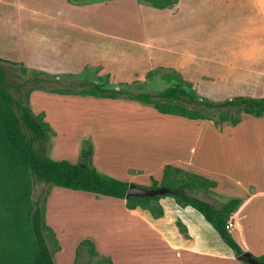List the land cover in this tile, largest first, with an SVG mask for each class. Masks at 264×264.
<instances>
[{"label": "crops", "instance_id": "0c3cea01", "mask_svg": "<svg viewBox=\"0 0 264 264\" xmlns=\"http://www.w3.org/2000/svg\"><path fill=\"white\" fill-rule=\"evenodd\" d=\"M41 4L34 0H0V5L15 14L2 16L0 21L7 23V30L25 32V16L36 15L38 7L39 16L54 15L51 9L48 15L46 3L41 10ZM95 11L90 18L104 24L136 23L138 30L145 24L150 36L166 35V44L140 40L138 45L146 51H137L134 66L127 68L130 74H145L162 66L179 72L202 92V97L264 98V0H178L165 8L140 0H116ZM56 15L65 20L59 11ZM8 55L0 52L2 57ZM90 63L121 72L106 62ZM157 113L158 125L167 126V130H149L158 140L151 144L156 148L153 152L165 154L162 165L170 163L205 176L216 181L215 190L225 197L240 198L231 215L235 224L230 233L243 251L255 256L264 254V114L242 113L235 125H216L209 119ZM166 135V139L162 138ZM111 210L114 215L106 218L102 217L104 209L98 210L96 218L101 220L91 216L87 219L93 232L97 231L88 239L97 253L110 257L104 264H243L199 216L192 219V210H184V215L176 209L170 216L164 210L156 218L143 216L134 208ZM178 214L183 216L184 231L174 220ZM65 223L49 221L47 217L61 248L67 242L60 229ZM74 261L65 260L66 264Z\"/></svg>", "mask_w": 264, "mask_h": 264}, {"label": "rangeland", "instance_id": "374dc122", "mask_svg": "<svg viewBox=\"0 0 264 264\" xmlns=\"http://www.w3.org/2000/svg\"><path fill=\"white\" fill-rule=\"evenodd\" d=\"M34 1H39L40 4L46 3L48 15L51 11L54 15L39 16L38 7L36 15L25 16L26 22L23 23L22 30L25 32L21 33L16 32L17 30H7V25H4L7 23L0 21V52L9 54L4 58L22 61L29 71L35 69L51 75L87 76L106 86H120V82H126L123 86L134 91H157L173 84V81L166 80V76H172V72L165 68H158L152 78H146L145 74L132 75L127 70L134 66L137 51H146L144 47L138 45L140 40L145 38L148 43L166 44V35L150 36V33L145 31V24H142L138 30L136 23L132 26H126L124 23L113 26L90 18L93 11L116 0ZM140 1L149 3L147 0ZM4 6L0 5V17H5L7 14L15 15L12 10ZM42 9L44 10L43 5ZM57 11L65 20L62 21L60 16L56 15ZM104 26L106 27L103 28ZM90 62H106L114 70L118 69L121 72L117 74L106 69L105 65ZM2 64L7 69L8 78L12 82L25 80L30 75L28 72L27 75L18 77V65L8 62H2ZM107 72L110 73L109 78H106ZM29 88V85H25L16 95L27 100L34 113L42 117L50 126V137L47 143L49 157L76 162L81 159L82 150L91 147L92 154L89 160L101 173L144 187H150L153 180L161 179L163 166L170 163L162 165L165 154L153 152L156 148L151 144L157 143L158 140H154L152 132L155 129L165 132L167 126L158 125L156 120L158 113L151 104L127 98L110 99ZM188 90L200 97L203 96L198 88L191 86ZM220 112L207 114L217 119ZM229 114L232 117H242V113L234 110H231ZM166 137L168 136L162 138L166 139ZM192 143L191 137V145ZM168 154H172L170 149ZM223 194L212 188L206 194L199 192L196 195L220 205L228 199ZM38 195L45 198L46 223L47 217L49 221L65 220L66 222L60 228L63 229L62 234L66 235L65 241H67L63 248L59 243L50 245L55 264H66L65 260H76L77 264L108 263L109 256L97 253L89 257L85 248L75 257L76 247L82 239L97 233V231L93 232L88 225L87 219H90V216L96 218L99 214L97 211L100 209H104L102 212L104 218L110 214L114 215L111 209L127 208L125 200L37 181L34 184V196ZM160 199L158 203L163 209V214L166 210L167 216H170L173 210L178 209L186 215L184 210H192L193 214H196H191L192 219L199 216L214 230L226 250H230L240 263L250 264L235 254L197 210L190 206H185L186 209L179 206L172 197L162 202ZM134 209L143 216L154 217L147 208L137 206ZM174 220L179 226H183V216L178 214ZM94 225L97 223L95 222Z\"/></svg>", "mask_w": 264, "mask_h": 264}, {"label": "trees", "instance_id": "16d2710c", "mask_svg": "<svg viewBox=\"0 0 264 264\" xmlns=\"http://www.w3.org/2000/svg\"><path fill=\"white\" fill-rule=\"evenodd\" d=\"M157 8L171 7L178 0H147ZM2 62L18 65L19 76L30 75L22 81L12 82ZM86 67V66H85ZM158 68L172 72L167 81L173 84L157 91H134L123 85L106 86L87 76L51 75L35 69L30 71L22 61H12L0 56V264H55L51 244L58 245L53 229L45 220V198L34 196V184L39 181L71 190H79L125 200L129 209L142 206L154 217L163 214L160 198L172 197L181 207L190 206L210 223L220 238L239 255L241 246L226 229V221L240 204V198L230 197L220 205L198 197L216 187V181L165 164L160 180H153L149 188L157 190L154 196L131 195L126 197L129 185H137L99 172L90 162L92 148L82 150L81 159L72 162L54 159L47 155L50 126L35 114L28 101L18 94L25 85L29 89L49 92L91 95L117 99L127 98L151 104L159 113L188 119H209L216 125L229 122L233 125L241 117H232L231 110L262 116L264 98L236 95L223 100L200 97L188 90L192 83L183 79L172 68L159 66L145 73L152 78ZM110 73H106L109 78ZM221 111L218 118L208 112ZM184 231L183 227H180ZM85 248L89 257L97 254L93 242L82 239L75 252L77 257ZM252 258L264 264V254ZM74 261L73 264H77Z\"/></svg>", "mask_w": 264, "mask_h": 264}, {"label": "water", "instance_id": "95a60500", "mask_svg": "<svg viewBox=\"0 0 264 264\" xmlns=\"http://www.w3.org/2000/svg\"><path fill=\"white\" fill-rule=\"evenodd\" d=\"M157 193H158L157 190L153 188L144 187L140 185H129L126 192V197L131 195L154 196ZM239 257L249 262L250 264H261L259 261L252 258L247 251H243L242 253H240Z\"/></svg>", "mask_w": 264, "mask_h": 264}, {"label": "built area", "instance_id": "2783aa9c", "mask_svg": "<svg viewBox=\"0 0 264 264\" xmlns=\"http://www.w3.org/2000/svg\"><path fill=\"white\" fill-rule=\"evenodd\" d=\"M235 221L230 217L227 221H226V229L230 232L232 230V228L234 227Z\"/></svg>", "mask_w": 264, "mask_h": 264}]
</instances>
